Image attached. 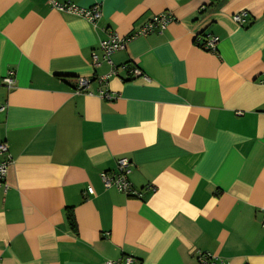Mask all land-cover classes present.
Here are the masks:
<instances>
[{"label": "crops", "instance_id": "1", "mask_svg": "<svg viewBox=\"0 0 264 264\" xmlns=\"http://www.w3.org/2000/svg\"><path fill=\"white\" fill-rule=\"evenodd\" d=\"M58 1L98 4L96 27L47 0H0V263L264 264V0ZM163 12V31L134 35ZM110 33L127 41L105 61ZM119 158L141 199L104 188Z\"/></svg>", "mask_w": 264, "mask_h": 264}, {"label": "built area", "instance_id": "2", "mask_svg": "<svg viewBox=\"0 0 264 264\" xmlns=\"http://www.w3.org/2000/svg\"><path fill=\"white\" fill-rule=\"evenodd\" d=\"M47 4L51 9H55L62 12H67L70 14H74L86 20L90 25L94 28L96 27L97 21L100 19L101 12L100 6L98 4H94L91 7L83 8L77 6L76 4H71L68 2H59L58 0H47ZM247 12L242 11L236 13L232 16L233 21L240 27H245L247 23ZM174 21V18L168 12H163L149 21L144 23L134 34L135 36H147L154 32L163 31L168 24ZM127 40L119 37L114 33H110L105 39L101 40L98 44V49L101 54V58L105 61H108L109 56L114 52L123 50L125 46V42ZM218 42L216 37L207 36L204 41L197 40L196 44L200 49L206 52H215V45ZM92 65L94 67L98 66L100 63V59L97 54L93 53L91 59ZM114 72H110L108 75H114ZM132 77H143L144 80H147L144 75H142L141 71L134 68L131 71ZM107 76L102 78V82L106 80ZM1 84L8 90H12L15 86V74L13 70H8L4 76L1 78ZM88 80L79 78L77 80V92H82L87 88ZM100 96L107 101L113 99V96L108 92L100 93ZM4 107H1L3 110ZM12 163L11 156L8 153V147L4 142H0V190H6L8 187L5 184V177L8 166ZM131 163L126 158H119L116 160V166L113 172H102L100 174L101 182L105 189L113 188L116 191L126 195L130 198L141 199L143 190L136 191L132 188L131 183L128 180V176L131 171ZM148 190L153 191V188L148 187ZM87 193L89 195L93 194L92 188H87ZM264 212V211H263ZM261 227L264 229V217L260 222ZM1 264V263H0ZM105 264H137V261L130 256H124L116 261H106ZM196 264H216V258L208 253H197L196 255Z\"/></svg>", "mask_w": 264, "mask_h": 264}, {"label": "trees", "instance_id": "3", "mask_svg": "<svg viewBox=\"0 0 264 264\" xmlns=\"http://www.w3.org/2000/svg\"><path fill=\"white\" fill-rule=\"evenodd\" d=\"M207 1H208V7L213 8L216 5L225 3L229 0H207ZM204 37H205V35L202 33L196 37V40L204 41L205 40ZM201 44H199V47L201 46ZM65 220H66V223H67L68 227L70 228V230L74 232L75 231V222H74V216H73L71 209L65 210ZM137 264H140V262L137 261Z\"/></svg>", "mask_w": 264, "mask_h": 264}]
</instances>
